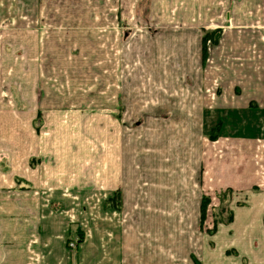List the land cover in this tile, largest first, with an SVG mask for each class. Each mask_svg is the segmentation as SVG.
Returning a JSON list of instances; mask_svg holds the SVG:
<instances>
[{
	"label": "crops",
	"instance_id": "1",
	"mask_svg": "<svg viewBox=\"0 0 264 264\" xmlns=\"http://www.w3.org/2000/svg\"><path fill=\"white\" fill-rule=\"evenodd\" d=\"M191 8L201 23L156 20L192 24L163 27L170 61H155L156 71L190 74L192 83H161L169 93L159 90L154 112L144 113L154 163L138 145L130 163L118 108L93 124L101 143L81 148H51L43 134L35 142L31 129L12 125L11 144H0V264H264V0H193ZM216 14L209 26L223 29L205 57L198 25ZM226 189L236 197L233 218L211 233L202 197Z\"/></svg>",
	"mask_w": 264,
	"mask_h": 264
},
{
	"label": "rangeland",
	"instance_id": "2",
	"mask_svg": "<svg viewBox=\"0 0 264 264\" xmlns=\"http://www.w3.org/2000/svg\"><path fill=\"white\" fill-rule=\"evenodd\" d=\"M191 1L0 0V144H11L14 124L31 129L35 142L43 134L51 148L64 141L77 148L95 140L100 144L90 136L93 124L104 125L106 112L118 108L128 118L130 163L137 165V145L147 163H154V126L143 128L144 113L154 112L159 90L169 93L161 83L167 88L169 81L173 86L192 83L190 74L155 69L160 59L170 61L168 30L161 29L192 24L157 21L195 16L201 23L202 14L193 11ZM218 21L216 14L198 27L203 35L219 38L223 27L209 26ZM212 43L208 39L206 47ZM215 122L210 121L212 133L221 130ZM259 123L264 128V119ZM207 196L205 226L211 232L218 220L233 214L236 197L232 190ZM236 196V204L246 203L244 194Z\"/></svg>",
	"mask_w": 264,
	"mask_h": 264
},
{
	"label": "trees",
	"instance_id": "3",
	"mask_svg": "<svg viewBox=\"0 0 264 264\" xmlns=\"http://www.w3.org/2000/svg\"><path fill=\"white\" fill-rule=\"evenodd\" d=\"M220 31V30H219ZM211 33L210 32H206L204 35H203V55L206 57V54H207V47H206V43H207V40L208 39H212V41L216 42L218 40V37L217 36H211L210 35ZM220 125V123H218L216 126L218 128V126ZM213 136H217L216 133L213 134ZM227 190V189H226ZM222 194V193H220ZM208 196L204 195L202 197V200H201V214H202V225L205 223V220L207 218V200H208ZM104 204L106 205V203L104 202ZM233 218V214H231V216L229 218H227L226 221H231ZM220 221H224L223 219L222 220H218L217 221V224H215L214 228L211 230V232H214L217 228V225H218V222ZM71 239V238H70ZM73 240V239H71ZM83 240V236H78L77 238V241L78 242H81ZM70 241V240H69ZM69 241H68V246H69ZM195 262L196 264H201L198 260L195 259Z\"/></svg>",
	"mask_w": 264,
	"mask_h": 264
},
{
	"label": "built area",
	"instance_id": "4",
	"mask_svg": "<svg viewBox=\"0 0 264 264\" xmlns=\"http://www.w3.org/2000/svg\"><path fill=\"white\" fill-rule=\"evenodd\" d=\"M78 243H79V242L77 241V239H76V240H74V239H73V240H70V241H69V247H70V248H75V247L78 246Z\"/></svg>",
	"mask_w": 264,
	"mask_h": 264
}]
</instances>
